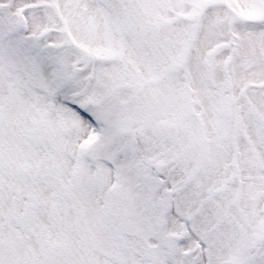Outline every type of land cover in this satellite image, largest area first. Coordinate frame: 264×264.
<instances>
[{
    "label": "snow or ice",
    "instance_id": "6c2138e0",
    "mask_svg": "<svg viewBox=\"0 0 264 264\" xmlns=\"http://www.w3.org/2000/svg\"><path fill=\"white\" fill-rule=\"evenodd\" d=\"M0 264H264V0H0Z\"/></svg>",
    "mask_w": 264,
    "mask_h": 264
}]
</instances>
